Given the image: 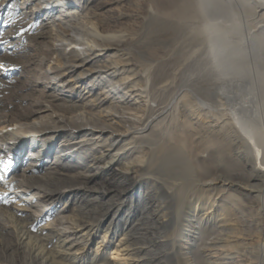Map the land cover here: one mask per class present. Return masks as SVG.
<instances>
[{"label": "rangeland", "instance_id": "1", "mask_svg": "<svg viewBox=\"0 0 264 264\" xmlns=\"http://www.w3.org/2000/svg\"><path fill=\"white\" fill-rule=\"evenodd\" d=\"M186 1L0 0V116L16 118V125L6 128L8 132L20 131L8 136V145L0 152V264H44L30 243L39 242V249H45L47 246L36 237L54 235L52 226L63 235L62 240L47 236L51 238L49 247L58 249L66 239L67 247L76 253L70 256L75 264H96L98 259L137 264L130 261L132 251H115L124 248L123 239L137 221L145 199L160 193L156 180L165 185V194L150 201L147 208L158 222L167 223L164 205L173 203L174 219L160 235L174 238L168 244L174 264H195L197 244L205 239L202 237L209 228H218L217 238L201 251L204 264H264V194L261 198L242 180L225 190L222 200L217 198L223 187L205 184L216 174L204 162L208 151L204 152L198 138L188 141L192 170L169 174L163 168L157 154V143L163 140L159 135L189 120L184 105H170L167 113L154 119L152 127L141 129L150 120L148 109L173 96L163 91L167 88H185L180 95L185 103L195 99L192 89L204 86H260L257 69L252 83L246 78L242 82L217 78L209 62L202 69L181 70L186 58L183 55L187 54L176 53L179 43L171 40L172 35L179 37L186 28L196 31L203 21L188 15H168L174 22L166 38H161L156 22L160 4L181 9ZM55 2L60 5L54 13L57 24L47 31L48 10L54 9ZM233 4L242 34L248 37L256 29L255 21L242 10V2L233 0ZM226 19L216 22L223 24ZM78 23L109 34L105 42H121V49L105 52L94 48L88 54L83 45H62L60 25ZM71 55L75 63L66 64ZM116 60L120 62L117 66L112 63ZM134 88L145 90L146 104L132 92ZM199 99L204 101L201 96ZM206 111L204 116L189 117L194 132L205 135V130L220 127L218 111ZM105 160H113L117 170H111ZM140 160H145L144 166L138 164ZM124 171L129 180L117 185ZM140 175L147 180L136 181ZM105 179L112 183L111 189ZM91 204H97L102 212L110 207L120 210L114 221L101 217L94 227L65 228L76 218L78 207ZM7 212L18 213L27 225L32 236L25 241L29 245L20 244ZM105 238L108 243L103 245Z\"/></svg>", "mask_w": 264, "mask_h": 264}, {"label": "bare ground", "instance_id": "2", "mask_svg": "<svg viewBox=\"0 0 264 264\" xmlns=\"http://www.w3.org/2000/svg\"><path fill=\"white\" fill-rule=\"evenodd\" d=\"M120 1L129 2L130 0ZM238 2H242V10L246 14H248V16L252 17V19L255 21V26H253L256 27V29L252 30V32L249 33L248 37H245L244 34H242V26L238 22L236 14L233 10V0H187L186 4L181 7V9L174 6L170 7L169 5L164 6V4H160V13L156 22L157 30L160 32L161 38H166L167 33H171V25H173L174 20H172V16L171 18H169L168 15L176 16L178 14L181 16L188 15L190 18H199V20L203 21V25L199 26L196 31H191L190 29L186 28L181 30L182 33L179 37L172 35L173 38L171 40H177L176 45H178L179 43V45L175 49H178V52L176 53H178L179 55L187 54L183 55L186 58L182 62L183 64L180 66L181 70L186 71L202 69L205 68L207 62H209L211 65L210 69L214 72L217 78L231 77V79H236L241 82L246 78L248 80L250 79L252 83L253 80H255L253 71L254 69H257L258 81L260 86H227L225 85V83L223 84L224 86H204L201 88H196L194 90L192 89V92H194L193 97L195 99H192V101H190V99L186 100L185 103H183V99L180 98V95L185 91V88H180V90L173 91H171V88H167L163 91H165L167 94H173V96L169 99L162 98L161 101L156 105V107L149 108L148 113L150 120H148V122L141 128L144 130L150 128L151 124L154 122V119L157 116L165 114L168 110H170V105L183 104L186 109V116L188 117L187 120H189L184 123L181 122L179 128L177 127L173 131H169V129L167 128L164 132H160L159 138L162 135L163 140L157 143L159 146L157 147V154L158 156L160 155V161H162L163 168L166 169V171H169V174H174V172L176 173L180 169H182L183 171H188L192 167V163L190 162L189 157L190 153L188 151V146L190 145H188V141L191 137H194L196 139L198 138L199 141L202 142L204 152L205 149L206 151H208V156H206L208 157V159L204 162H208L206 164L207 167L213 169L216 174L213 179L207 180L205 184H213L212 186L221 184L220 186L223 187V189L219 190V194L221 193V195L217 196V198H219L220 200H222L225 190L230 189V187L235 184V182L239 183V181L242 180H245L244 182L247 188H250L251 190H253V192L260 193V197L264 194V0H238ZM59 6V3L55 2L54 9L48 10L49 19L47 20V22H45L44 25L46 30H51L53 27V23L56 22L57 24L56 15L54 13L57 9H59ZM219 18L220 20L221 18H223V21H225V19L227 18L226 23H228V21L231 22L229 24L217 23L216 21ZM60 28L62 30V45H66V47H70L73 45H83L88 54H92L94 48H97L98 50H105V52L110 49H121V42H105L109 39V34L102 33L96 28H90L89 26H85L80 23L70 26H65L63 24L60 25ZM92 36H98L102 40H96L92 38ZM62 53L67 54L66 51ZM72 53H75V50L72 51ZM72 55L68 60H65L66 64L75 63L76 59H73ZM252 56L253 61L250 60V57ZM120 59L119 61H121ZM112 63L117 66L120 62L118 63L116 60L114 62L112 61ZM109 69H111V67H109ZM127 78L129 77H126V79ZM229 84L232 85V83L230 82ZM136 88L138 87L136 86ZM136 88L132 89V92H135V95L139 98H142V101H144V104H146L147 95L145 93V90H143L142 88L135 90ZM198 95L203 97V102L200 101ZM190 103L193 104L191 107ZM205 109H213L218 111L219 117L217 120L219 123L218 126L220 127H218V129H216L217 126L211 127V130H205V132L207 133L203 135L200 134V132H194L195 126L193 125L189 117H192L193 115H198L199 117H201L202 113L207 114V111ZM85 111L86 110H82L81 113H84ZM7 115L0 116V152H2L3 149H5L4 147L8 145V136L10 134L17 135L20 132L16 129L11 132L7 131L6 128H8V126L12 127L16 125V118ZM139 128L140 127H138V129ZM153 133L154 131H152V135L158 136V133ZM14 146L16 145H10V147ZM139 162L140 163L138 164L144 166L145 160H140ZM104 163L108 165L110 164L111 170H117L116 167H114L112 164L113 160H105ZM200 165L201 164H199V166ZM127 171L130 170L127 169ZM125 173L127 172L124 171V173L122 174V180L116 182L117 185H120V182H128L129 175L128 173ZM116 175L120 174L116 172ZM145 178L146 177H144L143 175H140L136 179V181H146L147 178ZM183 179H185V177L182 178V180ZM156 181L160 185V193L158 195H150V200L145 199L144 206L141 212L138 214L137 221L135 220L136 222L132 223L133 225L126 233V239H123L122 245H125L124 248L122 250L115 251H126L125 254H128L132 251L130 255L134 254V256L130 257V261H132L133 263L174 264L172 260V250L168 248V244L174 238H172L170 235L165 234V237L163 238V236L160 235L165 233L167 228L170 226L169 224L172 223L174 219L171 210V207L173 206H171V204L173 203H165L164 205V207L167 209L164 212L165 215L168 216L167 223L158 222L157 219L153 217V214H151V211L147 208L150 201L156 200L157 197H162V194H165L163 193L165 192V189L163 188V186L165 185L159 180ZM105 183L109 188L112 186V183L108 182L107 180L105 181ZM119 210V207L117 209H111L110 207L107 208L106 212H102L98 209L97 204H91L88 207L81 206L78 207V213L74 221L70 222V226L68 225L65 228H74V230H77L89 226L94 227L96 224H98L99 221L102 220V218L104 219L107 217H110L111 220L114 221ZM7 215L14 224V230L20 244H28L27 242L25 243V241L27 240V237L31 235L27 225L21 222V217H19L18 213L7 212ZM189 218L187 217L188 220ZM177 222L179 224V221ZM189 223L191 222L189 221ZM11 227L13 228V225ZM216 229L218 230V228ZM216 229L209 228L208 230H206L205 228L206 231L204 230L205 233L203 232L205 235L204 237H202L205 239L201 240V243L198 241L200 244H197V254L194 255L193 263H205V261L200 257L201 251L206 246H208V244L213 243L214 239L217 238ZM52 231L54 232V235L51 234L36 237L37 240L41 241L44 245L47 246H45L46 248L42 251L39 249V246H37L39 242L38 244L30 243V247L33 253H37L36 255H41V258L43 260L40 257L39 258L42 260V262H48V264H75L74 261L71 260L70 256L72 254L76 255V253L71 252L73 247H67L68 241L66 239L64 240L63 245H59L58 249H51L49 247L48 241H50L49 239H51V236L56 238V240H62L63 235L61 231L57 230L53 226ZM84 242H87V240H85ZM103 243V245H106L108 243V238H105L103 240ZM159 247L163 249L158 251L157 249ZM33 253L30 254L32 255ZM138 254H142V256L138 257ZM94 263L113 264L99 259L94 261Z\"/></svg>", "mask_w": 264, "mask_h": 264}]
</instances>
